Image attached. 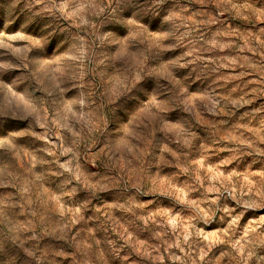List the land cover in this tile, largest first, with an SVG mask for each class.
<instances>
[{"label":"clouds","instance_id":"1","mask_svg":"<svg viewBox=\"0 0 264 264\" xmlns=\"http://www.w3.org/2000/svg\"><path fill=\"white\" fill-rule=\"evenodd\" d=\"M0 264H264V0H0Z\"/></svg>","mask_w":264,"mask_h":264}]
</instances>
